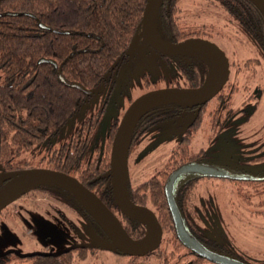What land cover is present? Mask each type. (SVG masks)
Wrapping results in <instances>:
<instances>
[{"label":"trees","instance_id":"trees-1","mask_svg":"<svg viewBox=\"0 0 264 264\" xmlns=\"http://www.w3.org/2000/svg\"><path fill=\"white\" fill-rule=\"evenodd\" d=\"M205 1L215 4L228 21L242 29L264 58V17L252 3L247 0ZM178 2L161 0L157 5L152 20L157 38L170 43L189 37L213 42L212 37L220 33V29L211 24L205 27L184 26ZM145 3L146 0H0V190L10 181L35 169L69 176L116 214L126 235L135 242L145 239L147 228L139 219L126 217L117 211L109 184V153L117 127L116 119L110 123L102 146L93 147L88 153L93 131L107 101L82 120L67 141L56 144V139L91 97L69 84L75 83L85 89L112 84L115 69L134 58L133 51L129 55H125V51L131 40L139 36ZM40 59L44 61L39 62ZM45 60H52L55 65ZM255 61L248 59L245 65ZM180 63L185 86L199 87L212 74V61L202 52H190L187 61ZM58 72L64 83L59 80ZM222 92L216 96L219 109L210 113H214L210 124L212 130L221 117L220 104L225 103ZM180 109L178 101L162 102L147 109L133 130L129 146L153 126L177 117ZM198 123L197 115L190 117L186 133L170 149L162 169L148 180L133 187L124 175L128 201L150 210L161 232L171 237L170 248L165 254L157 250L149 255L160 260V264H180L188 256L191 257L190 264L205 262L190 255L179 243L164 193L170 174L204 158L202 151L193 153L189 150L190 135L196 131ZM220 124L218 122L217 125ZM38 147H44L45 153L35 167L18 160L22 154H33ZM200 178L202 176L194 174L178 176L172 184L171 196L186 234L198 243L201 240L208 243L199 236L191 221L192 192ZM228 181L234 186L233 192L238 198L248 205L254 202L257 208L264 207V177ZM36 190L57 199L67 197L65 204L74 205L89 228L106 244L75 246L55 254L16 256V264H71L73 254L76 260H84L87 252L95 255L94 250L99 248L124 256V264H139L149 257L121 254L94 217L62 188L42 186ZM255 215L264 217V212H255Z\"/></svg>","mask_w":264,"mask_h":264},{"label":"rangeland","instance_id":"rangeland-1","mask_svg":"<svg viewBox=\"0 0 264 264\" xmlns=\"http://www.w3.org/2000/svg\"><path fill=\"white\" fill-rule=\"evenodd\" d=\"M178 7L184 26L205 27L211 24L220 29V33L215 34L211 41L225 56L229 81L237 82L240 89L232 102V109L237 108L236 116L227 120L215 136H210L201 126L191 135L189 150L196 152L199 148L205 149L206 158L201 159L198 164L200 166L221 170L227 176L236 178L261 177L264 174V65H254L250 70L235 68V63L241 65L247 58L262 61L258 47L242 29L228 21L215 4L205 0H179ZM154 58L152 53L148 54L126 71L125 81L117 96L108 97L105 93L92 95L63 127L56 144L67 141L81 121L99 110L102 102L107 99L99 123L93 131L88 150L90 153L93 147L102 146L110 123L121 118L129 105L126 97L132 101L146 89L144 79L150 89L161 86L171 78L181 81L173 64L167 66ZM213 69L214 75V66ZM244 85L246 91L241 89ZM257 87L260 93L256 92ZM250 93L254 98L250 101L253 113L238 112L240 102ZM182 123V117L159 123L129 146L125 176L131 186L148 180L162 169L170 149L183 134ZM226 135L227 142L221 145L219 139ZM44 153V147H38L33 154H22L18 160L27 161L30 167H35ZM233 190L234 186L226 179L204 178L197 183L191 201L192 222L199 236L210 242L200 245L205 251L228 260L242 264H264V217L255 215V212H264V207L257 208L254 202L248 205ZM7 214L0 219V264H14L17 255L55 254L75 246L106 244L92 232L75 210L57 200H50L38 191L31 190L24 198L10 204ZM168 247V237L162 236L159 250L167 252ZM94 252L95 256L87 252L84 260H76L73 254L71 264L126 262L124 257L102 248ZM148 260L140 264L160 263L152 258Z\"/></svg>","mask_w":264,"mask_h":264},{"label":"water","instance_id":"water-1","mask_svg":"<svg viewBox=\"0 0 264 264\" xmlns=\"http://www.w3.org/2000/svg\"><path fill=\"white\" fill-rule=\"evenodd\" d=\"M160 1L161 0H146L141 16L139 37L153 50L165 55H173L189 50L202 52L208 56L211 61L213 59L215 63V73L213 76L214 80L211 82L208 81L205 85L196 88H162L147 91L139 95L129 103L113 134L109 153V184L113 202L121 214L126 217L137 218L147 227L149 233L148 240L145 242H135L131 240L113 214L107 210L93 193L85 189L75 179L45 169L28 171L3 187L0 190V211L35 188L56 186L72 195L81 206L94 217L107 238L123 255L129 257H142L158 248L161 230L153 214L144 207L135 206L130 203L124 191L125 161L133 130L143 113L150 107L167 101H178L183 103L205 102L219 91L227 78V62L225 56L213 42L195 37L187 38L177 43H168L157 38L152 31L151 25L156 7ZM247 1L252 3L264 17V0ZM137 40L138 36L131 40L125 51V55H129L133 51L137 44ZM38 61L42 62L44 59ZM45 61L55 65L52 60ZM115 63L116 62H114L111 67H113ZM57 75L59 80L64 83L59 72ZM120 76L122 78V72ZM117 80L118 78H116V82ZM69 86L79 89L86 96L99 94L103 89L102 86L93 89H85L75 83H71ZM53 140L54 139H52V141ZM184 174L221 179L230 178L221 171L198 164L182 166L170 174L164 186V193L178 241L183 247L210 263L238 264L205 251L195 240L186 234L171 196L173 182L178 176Z\"/></svg>","mask_w":264,"mask_h":264},{"label":"flooded vegetation","instance_id":"flooded-vegetation-1","mask_svg":"<svg viewBox=\"0 0 264 264\" xmlns=\"http://www.w3.org/2000/svg\"><path fill=\"white\" fill-rule=\"evenodd\" d=\"M151 28H152V31L153 33L155 34V31L153 29V26L151 25ZM189 38H193V37H189ZM187 39V38H186ZM185 40V39H183ZM170 43V42H168ZM259 50V49H258ZM133 52H134V58L132 57V59L127 62V63H122L121 66H119L118 68L115 69V73H114V76H113V80H112V84H108V85H105V86H102L103 89L102 91L99 93V94H102V93H105L106 96H110V95H114V96H117V94L120 92L119 89L123 86V83L125 81V75H126V71L129 70V69H132L134 67V63L138 60V59H142L143 57L147 56L148 54H153V56L155 57L154 60H158L160 62H163V64L165 65H169V64H173L175 66V68L177 69L178 71V74L179 76L181 77V81H178L174 78H171V80L169 81H164L163 84L161 86H156V87H153V89H150L148 87V83L145 82V79L142 80L144 81V84L147 86L146 89H144V91L141 94L147 92V91H151V90H156V89H162V88H196V87H189V86H185L184 85V74L182 73V70L180 68V61H183V62H186L187 61V55L190 53V52H193L191 50L189 51H183L181 53H177V54H173V55H165V54H161V53H158L157 51L153 50L151 47H149L139 36H138V40H137V44L135 46V48L133 49ZM260 53V58L262 61H260L259 59H256L255 62H253L252 64L246 66L245 65V62L248 60V59H255V58H247L245 59V61L241 64V65H238V63H235V68L238 70V69H243V70H250V68H252L254 65L258 66V65H264V58H263V54L259 51ZM173 56L175 58L173 59H167L165 58L164 56ZM232 66H233V63L231 62L230 63ZM213 63H212V74L211 76L209 77V79L203 84L205 85L208 81H212L214 80L213 78ZM122 72V78L120 76V73ZM228 65H227V78L225 80V82L223 83V85L221 86V88L219 89V91L217 93H215L212 97H210L207 101L205 102H196V103H183V102H180V111L178 113V116L175 117V118H178V117H182L183 119V123L181 125V128L184 129L183 131V134L181 136H183L186 131H187V126H188V123L190 122V117L192 116H198L199 117V123H198V128L196 129L195 132H197V130L200 129L201 126L204 127V129L210 133V136H215L218 134V131L222 129V127L224 126V124L227 122V120L229 119H232L234 116H236L237 114V108L236 109H232V102H233V98H234V95H236L238 93V91L240 90L239 87H238V83L237 82H230L229 79H228ZM116 78H118L117 82H116ZM235 85V86H234ZM202 86V85H201ZM111 87H112V90H111ZM235 89V90H234ZM243 91H246L247 90V87L244 85L242 86L241 88ZM223 90V94L225 95V100L223 104H220V118L219 120L217 121V124L218 122L221 123L220 125H217L216 124V128L214 130L211 129V118H212V114H210L212 111L216 112L217 109H219V100L217 99V95L218 93H220L221 91ZM260 88L257 87L256 88V92L257 93H260ZM254 100L253 98V94H248L241 102H240V109L238 110L241 111V112H244L246 111L247 114H252L253 113V109L251 108L250 106V101ZM107 101V99H105L103 102H102V105H104V103ZM126 101H128L127 105L129 104V102H131V100L129 99V97H126ZM209 104H212L210 107H208ZM245 108H241V107H244ZM203 107V108H202ZM127 108V107H126ZM199 110H201L199 112ZM125 111V109H124ZM123 111V112H124ZM218 114L216 113L215 117L217 116ZM174 118V119H175ZM172 119V120H174ZM119 120L120 119H117V125L119 123ZM156 126V125H155ZM154 127V126H153ZM194 132V133H195ZM193 133V134H194ZM192 135V134H191ZM190 135V137H191ZM180 136V137H181ZM179 137V138H180ZM178 138V139H179ZM139 139V138H138ZM227 139H228V135L226 136H223L219 139V142L221 145L225 144L227 142ZM178 141V140H177ZM176 141V142H177ZM176 144V143H175ZM264 146V145H263ZM260 147H262L260 145ZM199 151H202L204 153V158H206V151L204 148H199L198 151L196 152H193V153H197ZM262 155H264V152H262ZM200 160H198L197 164H200ZM36 170V169H35ZM46 170V169H45ZM218 171H221V170H218ZM222 172V171H221ZM225 175L226 173L223 172ZM227 176V175H226ZM230 178H225L227 181L230 180L231 178L235 179L236 177H231V176H228ZM264 177V174L261 176V178ZM220 179V180H225V179H221V178H211V177H202L200 178L199 180L201 179ZM242 178H257V177H249V176H239L237 177L236 179H242ZM260 178V177H258ZM199 180L197 181V183L199 182ZM231 183V182H230ZM81 185V184H80ZM197 185V184H196ZM196 187V186H195ZM39 188V187H38ZM37 188L33 189L32 191H37L36 190ZM194 192V190H193ZM193 192H192V195H193ZM29 193V192H28ZM40 194H42L41 192H39ZM27 194L21 196L20 198H18L17 200L21 199V198H24ZM43 195V194H42ZM44 196H47V195H44ZM72 196V195H71ZM48 198H50V200H57L59 201L62 205H66L68 206L70 209H73L75 210V212L81 217L82 220L85 221V219L82 217V215L77 211V209H75L74 205L72 204H65V200L68 199L67 197H65L66 199L62 200V199H57V198H53V197H50L48 196ZM15 200V201H17ZM99 200V199H98ZM14 201V202H15ZM77 201V200H76ZM191 201H192V198H191ZM78 202V201H77ZM13 203V202H12ZM11 203V204H12ZM79 203V202H78ZM80 204V203H79ZM10 205V204H9ZM7 205L4 209H2L0 211V219L6 217L8 214V206ZM81 205V204H80ZM117 209V208H116ZM147 209V208H146ZM190 209H191V205H190ZM108 210V209H107ZM118 211V209H117ZM150 211V210H149ZM191 211V210H190ZM119 212V211H118ZM151 212V211H150ZM120 213V212H119ZM113 214V213H112ZM121 214V213H120ZM113 216L116 218L117 220V215L116 214H113ZM154 216V215H153ZM155 218V217H154ZM172 218V217H171ZM192 219V218H191ZM156 220V219H155ZM118 221V220H117ZM192 221V220H191ZM157 222V221H156ZM173 223V222H172ZM193 223V222H192ZM121 226V225H120ZM174 226V225H173ZM195 227V225H194ZM147 228V227H146ZM196 229V227H195ZM148 230V229H147ZM197 230V229H196ZM93 232V231H92ZM94 233V232H93ZM148 231H147V235L145 237V239L142 241V242H145L146 240H148ZM162 236H166L168 237V243H169V247L168 249L170 248V242H171V237L170 236H167L165 234H163L161 232V238H160V243H161V239H162ZM103 239V238H101ZM159 243V245H160ZM180 243V242H179ZM198 243V242H197ZM201 243H203V241L201 240L198 244L200 245ZM203 244H210V242L208 243H203ZM201 246V245H200ZM185 248V247H184ZM186 249V248H185ZM157 250H159V246L156 250L146 254V255H152L154 252H156ZM188 250V249H186ZM168 251V250H167ZM189 251V250H188ZM111 253V252H110ZM163 254H165L166 252H162ZM190 255L193 254L194 256H197L195 255L194 253H192L191 251H189ZM113 254V253H112ZM119 253H116L114 255H117V256H120V257H124V256H121V255H118ZM122 254V253H121ZM156 254V253H155ZM31 255V254H30ZM146 255L142 256V257H136V258H144ZM18 256V255H17ZM91 256H95V255H91ZM129 257V256H127ZM199 257V256H198ZM220 257V256H219ZM125 258V257H124ZM155 259L157 260L156 258L154 257H148V258H145L143 261L141 262H144V261H149L148 259ZM201 258V257H200ZM223 258V257H222ZM126 259V258H125ZM203 259V258H202ZM226 259V258H225ZM204 260V259H203ZM228 260V259H227ZM160 261V260H159ZM204 264H213V263H210L206 260H204ZM232 262H235V263H238V264H242V263H239L237 261H234V260H230ZM17 260L14 261V264H16ZM161 262V261H160ZM191 262V257L188 256V257H185L181 260L180 264H190ZM140 264V262H139ZM160 264V263H159Z\"/></svg>","mask_w":264,"mask_h":264},{"label":"bare ground","instance_id":"bare-ground-1","mask_svg":"<svg viewBox=\"0 0 264 264\" xmlns=\"http://www.w3.org/2000/svg\"><path fill=\"white\" fill-rule=\"evenodd\" d=\"M212 61H213V59H212ZM213 64H214V67H215V63H214V61H213Z\"/></svg>","mask_w":264,"mask_h":264}]
</instances>
